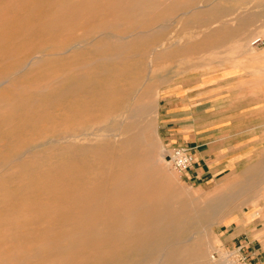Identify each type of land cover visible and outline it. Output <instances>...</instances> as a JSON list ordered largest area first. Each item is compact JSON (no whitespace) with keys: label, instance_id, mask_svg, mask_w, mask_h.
Here are the masks:
<instances>
[{"label":"rangeland","instance_id":"rangeland-1","mask_svg":"<svg viewBox=\"0 0 264 264\" xmlns=\"http://www.w3.org/2000/svg\"><path fill=\"white\" fill-rule=\"evenodd\" d=\"M221 74L264 105V0H0V264H144L128 237L145 227L80 194L102 187L103 203L128 179L143 188L134 157L145 147L155 171L148 199L174 216L164 250L197 249L186 264H245L221 226L241 202L230 180L198 184L176 171L162 119L165 91ZM143 105L148 117L137 114ZM98 121L108 137L68 141ZM258 179L252 194L264 190V168ZM214 200L226 207L206 216ZM186 219L193 229L180 235Z\"/></svg>","mask_w":264,"mask_h":264},{"label":"crops","instance_id":"crops-1","mask_svg":"<svg viewBox=\"0 0 264 264\" xmlns=\"http://www.w3.org/2000/svg\"><path fill=\"white\" fill-rule=\"evenodd\" d=\"M229 80L230 74H221L165 91L163 126L171 144L193 155L189 180L210 185L230 180V199L241 202L221 225L226 232L230 227L227 243L242 247L245 264H264V190L248 191L264 168V105H252L250 91ZM223 208L219 201L218 212Z\"/></svg>","mask_w":264,"mask_h":264},{"label":"bare ground","instance_id":"bare-ground-1","mask_svg":"<svg viewBox=\"0 0 264 264\" xmlns=\"http://www.w3.org/2000/svg\"><path fill=\"white\" fill-rule=\"evenodd\" d=\"M195 8V7H194ZM186 9V8H185ZM196 10V8H195ZM125 11V10H124ZM172 11V10H171ZM127 12V11H126ZM181 12V11H180ZM213 12V11H212ZM187 13V12H186ZM191 13V12H190ZM207 13V12H206ZM211 14V13H210ZM212 15V14H211ZM198 16V15H196ZM194 17V16H192ZM221 18V17H220ZM75 19V18H74ZM224 19V18H222ZM104 21V20H103ZM171 23V21H170ZM189 23V21H188ZM18 25V24H16ZM8 26V25H7ZM10 27V26H8ZM18 26H16L15 28L18 30L17 28ZM212 27V25H211ZM48 29V28H47ZM55 30V29H54ZM52 30V31H54ZM21 31V29H20ZM90 31V30H89ZM185 32V31H184ZM187 32V31H186ZM63 33V32H62ZM116 33V32H115ZM119 33V32H118ZM103 34V33H102ZM134 34V33H133ZM118 35V34H117ZM174 35V34H173ZM61 36V35H59ZM177 36V35H176ZM175 36V37H176ZM206 36V35H205ZM213 36V35H212ZM64 38V37H63ZM124 38V37H123ZM191 38V37H190ZM94 39V38H93ZM193 39V37H192ZM207 39V38H206ZM198 40V39H197ZM208 40V39H207ZM66 41V40H65ZM213 41V40H212ZM193 42V40H192ZM85 43V42H84ZM76 44V43H75ZM166 43H160V47L165 46ZM208 44V43H206ZM131 45V44H130ZM174 45V44H173ZM193 45V44H190ZM71 46V45H70ZM90 46V45H89ZM243 46V45H242ZM246 46V45H245ZM73 47V46H72ZM238 47V46H237ZM51 48V47H50ZM197 48V47H196ZM206 49V48H205ZM204 49V50H205ZM114 51V50H113ZM124 51V50H123ZM122 51V52H123ZM199 51V50H198ZM206 51V50H205ZM125 52V51H124ZM67 53V52H66ZM148 53V52H147ZM39 54V53H38ZM165 54V53H164ZM99 55V54H98ZM108 55V54H107ZM38 56V55H37ZM214 56V55H213ZM165 57V55L163 56ZM98 58V57H97ZM120 58V57H119ZM161 58V57H160ZM167 58V57H166ZM37 59V58H36ZM40 59V57H39ZM92 59V58H91ZM123 59V58H122ZM169 59V58H167ZM215 59V58H213ZM41 60V59H40ZM93 60V59H92ZM37 61V60H36ZM121 61V60H120ZM126 61V60H125ZM100 62V61H99ZM128 62V61H127ZM126 62V63H127ZM131 62V61H130ZM148 62V61H147ZM91 63V62H90ZM104 63V62H103ZM107 63V62H106ZM85 64V62H84ZM131 65V64H130ZM24 66V65H23ZM28 66V64H27ZM74 66V65H73ZM104 66V65H102ZM107 66V65H106ZM90 69V68H88ZM69 70V69H68ZM71 70V69H70ZM81 70V69H80ZM68 72V71H67ZM70 72V71H69ZM121 74V73H119ZM148 74V73H147ZM75 75V74H73ZM50 76V75H49ZM63 76V75H61ZM111 76V75H110ZM69 77V75H68ZM115 77V76H114ZM58 78V77H57ZM119 78V77H118ZM146 78V76H145ZM8 79V78H7ZM74 79V78H73ZM109 79V78H108ZM112 79V78H111ZM110 79V80H111ZM6 80V79H5ZM117 80V79H116ZM81 81V80H80ZM4 82V81H2ZM1 82V83H2ZM87 83V82H86ZM1 85V84H0ZM59 85V84H57ZM91 85V84H90ZM153 86V85H152ZM1 87V86H0ZM4 87V86H3ZM13 87V86H12ZM17 87V86H16ZM93 87V86H92ZM151 87V86H150ZM44 88V87H43ZM19 89V88H18ZM98 89V88H97ZM88 90V89H87ZM125 90V89H124ZM142 90V89H141ZM70 91V90H69ZM73 91V90H72ZM80 91V90H79ZM83 92V91H82ZM123 92V91H122ZM13 93V92H11ZM65 93V92H63ZM61 93V94H63ZM76 93V92H75ZM74 93V94H75ZM91 93V92H90ZM95 93V92H94ZM66 94V93H65ZM66 96V95H65ZM121 96V95H120ZM59 97V96H58ZM98 97V96H97ZM109 97V96H108ZM61 98H63V96H61ZM73 98V97H72ZM71 98V99H72ZM129 98V97H128ZM65 99V98H64ZM103 102V101H102ZM28 103V102H27ZM85 103V102H84ZM83 103V104H84ZM106 103V102H105ZM104 103V104H105ZM110 102H108L109 105ZM111 104V103H110ZM121 104V103H120ZM119 104V105H120ZM85 105V104H84ZM104 106V105H103ZM28 107V106H27ZM106 107V106H105ZM30 108V107H29ZM88 108V107H87ZM41 109V108H40ZM138 110L139 114L138 116L141 117H148L149 113H150V108H148V105H143L141 107L136 106V108ZM43 110V109H41ZM107 111H109L108 109H106ZM69 111V110H68ZM94 111V110H93ZM92 111V112H93ZM123 111V110H122ZM132 113V112H131ZM31 114V113H30ZM29 114V115H30ZM44 114V113H43ZM55 114V113H54ZM79 114V113H78ZM86 114V113H85ZM89 114V113H88ZM96 114V113H95ZM137 114L135 116H137ZM45 115V114H44ZM48 115V114H47ZM52 115V114H51ZM54 116V115H52ZM64 116V115H63ZM44 117V116H43ZM90 117V116H89ZM133 115H131L130 117H128V119H133ZM23 119V118H22ZM123 119V118H121ZM120 119V120H121ZM144 120V119H143ZM151 121V120H150ZM121 122V121H120ZM39 123V122H36ZM57 123V122H56ZM152 123V121L150 122ZM114 124V123H113ZM119 124V123H118ZM118 126V125H117ZM153 126V125H152ZM59 127V126H58ZM126 128V126H125ZM119 130V129H118ZM123 131V130H122ZM114 132V131H113ZM118 133V131H116ZM108 129L105 128L104 126H102V122H97L83 130H79L73 134L67 135V139H69L68 141L70 142H92V141H100L106 137H108L109 134H111V132L109 133ZM124 133V132H122ZM114 135V134H113ZM116 135V134H115ZM113 136L116 137V136ZM130 135V134H129ZM133 135V134H132ZM137 135V134H135ZM134 135V136H135ZM126 136V135H125ZM128 136V135H127ZM61 137V136H58ZM132 137V136H131ZM136 137V136H135ZM130 138V137H128ZM52 139V138H51ZM63 139V138H62ZM55 141V140H54ZM57 141V140H56ZM13 142H15V140H13ZM51 142V141H50ZM62 142V141H61ZM60 142V143H61ZM127 146V145H126ZM147 146V145H146ZM36 147V146H35ZM140 149V148H139ZM82 150V149H81ZM127 151V150H126ZM137 151V150H136ZM142 151V150H141ZM109 153V152H108ZM138 153V152H137ZM25 154V153H24ZM23 154V155H24ZM115 154V152H114ZM136 154V153H135ZM22 155V156H23ZM116 155V154H115ZM125 155V154H124ZM129 156V154H128ZM135 156V155H134ZM17 157V156H15ZM40 157V156H39ZM116 157V156H115ZM118 157V156H117ZM43 158V157H42ZM98 158V157H96ZM135 159H137V163H136V169L140 171V182L141 183H145V186L143 188L138 189V187L133 186V180L132 179H128L127 181V186L130 187L128 188L127 191L123 192V193H119L117 190H115V188H110V191L108 192L107 195V200H105L103 203L101 202V194H104V190L102 187H94L93 189H89L88 191H86L83 194H80V199L82 198L84 201L90 202L92 204V209H98L99 207H103L107 213H111L113 217H116L118 219H124L123 222H129L131 224H133L134 226H139L142 225L145 227L146 232L144 233H138L135 232L133 233V235H131V237L129 236L128 239L131 240L132 243H134L137 247L138 254L143 256L145 258L144 264H186V261L193 259V258H197L199 257V252L197 251V249L195 248H190L187 249L186 246H174L172 248H169L168 250H164V246L165 244L168 242V240H170V232H171V228H170V220L173 219V214L169 211H167L165 209V207H163L164 205L155 202L154 200H150L148 199V194H149V190H153V184L154 182L152 181L153 179V173L154 171V167L152 166V156H151V151L148 147H145L143 149V153L138 154L134 157ZM18 159H20L18 157ZM22 159V158H21ZM110 159V158H109ZM120 159V158H119ZM123 159V158H122ZM121 159V160H122ZM16 160V159H15ZM26 160V159H25ZM114 160V159H113ZM118 160V159H117ZM120 160V161H121ZM18 161V160H17ZM44 161V160H43ZM86 161V160H84ZM22 162V160H21ZM85 163V162H84ZM88 163V162H87ZM25 164V163H24ZM30 165V164H29ZM110 165V164H109ZM108 165V166H109ZM110 167V166H109ZM149 169V171H148ZM105 171V169H104ZM80 173V172H79ZM82 174V173H81ZM84 174V173H83ZM106 174V173H105ZM110 174V173H109ZM144 175V176H143ZM106 176V175H105ZM101 178V177H100ZM105 179V178H104ZM126 179V178H125ZM124 179V180H125ZM68 181V180H67ZM161 181V180H159ZM83 183V182H82ZM126 183V182H125ZM88 185V184H87ZM116 185V183H115ZM166 185V183H165ZM95 186V185H93ZM168 186V185H166ZM92 188V186H91ZM108 190V189H107ZM68 191V190H67ZM72 191V190H71ZM72 193V192H70ZM75 193V192H73ZM57 194V193H56ZM78 194V193H77ZM53 196V195H52ZM56 196V195H55ZM79 197V196H78ZM76 198V197H75ZM216 198V197H215ZM79 199V198H78ZM68 200V199H67ZM70 200V199H69ZM81 201V200H80ZM229 202V201H228ZM85 203V202H82ZM61 205V204H60ZM78 205V204H77ZM141 205H145L144 208L139 209V207ZM218 205H219V201L218 200H214L212 201V204L210 206V210L205 214L206 216L209 217H213V216H217L220 213L218 212ZM224 205V204H223ZM99 206V207H98ZM226 207V205H224ZM74 207V206H73ZM84 207V206H83ZM98 207V208H96ZM77 208V206H76ZM79 208H81L79 206ZM90 208V207H89ZM87 209V208H86ZM81 210V209H80ZM137 210H139L137 212ZM226 210V209H225ZM229 210V209H228ZM88 211V210H87ZM224 211V210H223ZM204 215V214H201ZM86 216V215H85ZM91 216V215H90ZM89 217V216H88ZM197 217V216H195ZM194 217V218H195ZM91 218V217H89ZM41 219V218H40ZM93 219V218H92ZM95 221V220H94ZM203 221V220H202ZM192 222L193 219H186L183 223V225L180 226L179 228V234L182 235L185 232L191 231L193 229L192 227ZM48 223V222H47ZM39 224V223H38ZM42 224V223H41ZM39 224V225H41ZM68 225V224H67ZM91 225V224H90ZM172 225V224H171ZM20 226V225H19ZM35 226V224H34ZM65 226V225H64ZM94 226V225H93ZM15 227V226H14ZM24 227V226H23ZM44 227V226H43ZM59 227V226H56ZM15 229V228H14ZM17 229V228H16ZM24 229V228H23ZM62 229V228H60ZM93 229V228H91ZM28 232V231H26ZM142 232V231H141ZM51 233V232H50ZM93 233V232H92ZM120 234V233H119ZM24 235V234H23ZM75 235V233H74ZM124 235V234H123ZM158 236L159 239H155L156 237L154 236ZM31 237V236H30ZM65 237H67L65 235ZM87 237V236H86ZM122 237V236H121ZM164 237V238H163ZM84 240V239H83ZM86 240V238H85ZM88 240V239H87ZM195 240V239H194ZM77 242V241H76ZM89 242V241H87ZM114 242V241H113ZM119 242V241H118ZM107 243V242H106ZM105 243V245H106ZM96 244V243H95ZM180 244V243H179ZM97 245V244H96ZM134 246V245H133ZM98 247V246H97ZM96 247V248H97ZM203 247V246H202ZM205 247H207L205 245ZM204 247V248H205ZM79 248V247H78ZM85 248V246H84ZM109 249V248H108ZM113 249V248H112ZM134 249V248H133ZM113 251V250H112ZM119 251V250H118ZM135 251V249H134ZM135 251V252H136ZM128 253V252H127ZM125 253V254H127ZM120 254V253H119ZM129 255V254H127ZM101 258V257H100ZM111 258V257H110ZM120 258V257H119ZM62 260V259H60ZM104 261V260H103ZM198 261V260H197ZM199 262H201L199 260ZM207 262V260H206ZM192 263V262H190ZM195 263V262H194ZM193 263V264H194Z\"/></svg>","mask_w":264,"mask_h":264},{"label":"built area","instance_id":"built-area-1","mask_svg":"<svg viewBox=\"0 0 264 264\" xmlns=\"http://www.w3.org/2000/svg\"><path fill=\"white\" fill-rule=\"evenodd\" d=\"M168 160L171 166L180 173L189 171L194 164V158L191 151L180 145H173V147L170 148ZM237 249L240 251L242 247H238ZM240 261L245 263V257L241 256Z\"/></svg>","mask_w":264,"mask_h":264}]
</instances>
